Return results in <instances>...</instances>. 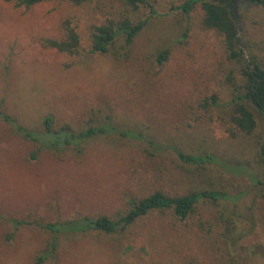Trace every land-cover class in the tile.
Listing matches in <instances>:
<instances>
[{"label":"rangeland","instance_id":"1","mask_svg":"<svg viewBox=\"0 0 264 264\" xmlns=\"http://www.w3.org/2000/svg\"><path fill=\"white\" fill-rule=\"evenodd\" d=\"M183 1L147 0L151 8L139 7L133 18H150L129 47L118 40L109 54H89L82 30V55L68 56L44 48L42 40L59 38L60 23L71 16L85 28L86 9L51 2L25 10L0 0V104L6 114L27 127L47 114L79 125L103 106L120 129L163 148L150 157L146 142L112 136L92 141L82 157L45 152L27 161L32 144L0 120V264H33L49 250L47 223L115 219L130 199L155 191L180 196L208 189L209 182L240 196L219 206L201 201L184 221L155 211L112 235L57 234L44 264H264V190L247 175L264 177L258 163L264 117L253 110L255 131L237 138L220 128L219 116L242 82L241 64L228 58L219 34L203 27L200 5L188 16L171 10ZM237 16L245 55L262 63L264 8L240 0ZM212 96L217 106H206ZM175 151L212 154L245 170L196 172ZM220 211L232 216V232L219 222Z\"/></svg>","mask_w":264,"mask_h":264},{"label":"trees","instance_id":"2","mask_svg":"<svg viewBox=\"0 0 264 264\" xmlns=\"http://www.w3.org/2000/svg\"><path fill=\"white\" fill-rule=\"evenodd\" d=\"M16 8L30 10L43 3H65L77 9H86L83 16L85 28H82V20L76 16L65 18L60 23L59 38H47L42 40L44 48L52 49L60 54L68 56H81L83 35L85 31L89 54L106 55L114 49L118 40L121 47H129L134 39L146 25V19L135 20L133 13L141 6L149 8L147 0H7ZM251 5L264 8V0H242ZM200 5L203 12L202 25L206 30L214 31L223 38L228 58L241 64L240 72L242 82L236 83V94L228 105L226 112L219 116L220 128L227 132L230 137L237 138L241 133L252 134L256 129V118L253 110H256L251 101L252 96L255 103L264 109V61L255 62L254 58H249L254 74L246 65L242 50L237 40V20L232 9L234 0H185L177 6L171 8L188 16L190 12ZM151 15L154 11L151 10ZM168 55L165 50L158 55V63L162 64ZM258 82L260 84H258ZM205 101L206 106H217L216 97L212 96ZM258 111V110H257ZM261 116L264 115L258 111ZM0 120L7 123L15 134L32 144L27 161H35L45 153H51L57 159L68 156L82 157L87 146L94 140L104 137L115 136L117 138L147 143L151 148L144 151L150 156L159 154L163 148L153 141H149L140 132L134 130L120 129L113 121L108 109L98 106L91 109L86 114V119L81 124L73 125L67 120L57 118L54 114L44 116L39 124L27 127L17 118L11 117L2 110L0 104ZM258 163L264 164V145L259 148ZM180 162L186 163L194 171H203L205 167L218 168L220 174L237 175L245 167L239 163L230 162L213 156L212 154L189 155L175 151ZM203 174V173H201ZM251 181L259 185L264 190V177L255 180L250 171L247 172ZM240 195L232 196L224 189L223 185L209 182L208 189L192 191L184 195H169L162 191H155L152 194L140 198L130 199L127 202L128 208L119 214L115 219L106 215L98 217H81L79 220H69L61 223H47L43 228L51 235L49 250L38 255L33 264H44L54 253L56 247V235L63 232L87 233L97 232L105 235H112L134 224L136 221L146 217L152 212L171 211L175 218L184 221L194 214L197 205L201 201H209L213 205L219 206L221 202L238 198ZM220 223L225 225L226 232H232L234 220L232 216L218 215ZM20 223H16L18 226ZM226 243V241H224Z\"/></svg>","mask_w":264,"mask_h":264},{"label":"water","instance_id":"3","mask_svg":"<svg viewBox=\"0 0 264 264\" xmlns=\"http://www.w3.org/2000/svg\"><path fill=\"white\" fill-rule=\"evenodd\" d=\"M239 1H240V0H234V7H233V9H232L233 15H234L235 19L237 20V35H236V37H237V40H238L239 46H240V48H241V50H242L243 57H244V60H245V62H246V65L248 66V68L250 69V72H251L252 75H253V74H254V68L251 66L248 57L245 55V53H244V48H243V46H242V44L240 43V40H239V35H240V24H239V20H238V16H237V4H238ZM258 84H260V83L258 82ZM250 101H251L253 107H254L256 110L260 111V112L264 115V109L261 108L257 103L254 102V100H253V98H252L251 95H250Z\"/></svg>","mask_w":264,"mask_h":264}]
</instances>
